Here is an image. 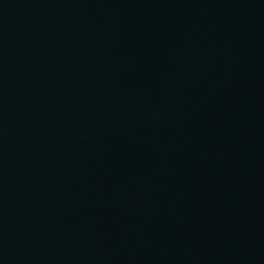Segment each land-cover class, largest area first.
I'll use <instances>...</instances> for the list:
<instances>
[{
	"label": "water",
	"instance_id": "water-1",
	"mask_svg": "<svg viewBox=\"0 0 264 264\" xmlns=\"http://www.w3.org/2000/svg\"><path fill=\"white\" fill-rule=\"evenodd\" d=\"M0 264H264V0H0Z\"/></svg>",
	"mask_w": 264,
	"mask_h": 264
}]
</instances>
